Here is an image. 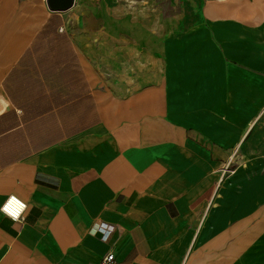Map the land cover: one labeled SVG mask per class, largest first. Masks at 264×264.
I'll use <instances>...</instances> for the list:
<instances>
[{
    "label": "crops",
    "instance_id": "1",
    "mask_svg": "<svg viewBox=\"0 0 264 264\" xmlns=\"http://www.w3.org/2000/svg\"><path fill=\"white\" fill-rule=\"evenodd\" d=\"M0 101V264H264V0H0Z\"/></svg>",
    "mask_w": 264,
    "mask_h": 264
},
{
    "label": "clouds",
    "instance_id": "2",
    "mask_svg": "<svg viewBox=\"0 0 264 264\" xmlns=\"http://www.w3.org/2000/svg\"><path fill=\"white\" fill-rule=\"evenodd\" d=\"M27 209L28 205L24 201L16 195H10L4 205L0 206V213L8 216L13 221H19Z\"/></svg>",
    "mask_w": 264,
    "mask_h": 264
},
{
    "label": "built area",
    "instance_id": "3",
    "mask_svg": "<svg viewBox=\"0 0 264 264\" xmlns=\"http://www.w3.org/2000/svg\"><path fill=\"white\" fill-rule=\"evenodd\" d=\"M10 196V195H9ZM9 196H7L4 201L2 202V204L0 206H3L5 201L8 200ZM23 220V215L21 216V219L19 220V222H21ZM101 235L103 237V239H107L110 235V233L113 231L114 227L112 225H109L107 223H100L98 226ZM97 264H119V262L116 259V256L114 254V252L112 250L108 251L107 253H105L100 260L98 261Z\"/></svg>",
    "mask_w": 264,
    "mask_h": 264
},
{
    "label": "water",
    "instance_id": "4",
    "mask_svg": "<svg viewBox=\"0 0 264 264\" xmlns=\"http://www.w3.org/2000/svg\"><path fill=\"white\" fill-rule=\"evenodd\" d=\"M49 8L54 10H65L73 4V0H46Z\"/></svg>",
    "mask_w": 264,
    "mask_h": 264
}]
</instances>
